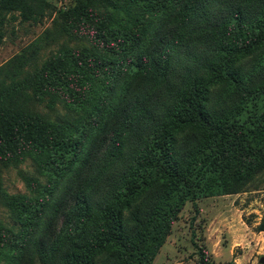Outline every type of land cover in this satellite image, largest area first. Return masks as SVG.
<instances>
[{
  "label": "trees",
  "instance_id": "obj_1",
  "mask_svg": "<svg viewBox=\"0 0 264 264\" xmlns=\"http://www.w3.org/2000/svg\"><path fill=\"white\" fill-rule=\"evenodd\" d=\"M12 12L37 22L43 0H0V26ZM71 13L91 25L88 49L24 79L34 41L0 66V162L34 153L46 180L6 201L17 231H0V259L151 264L185 202L264 169V0H75ZM45 97L64 103L52 122L31 110Z\"/></svg>",
  "mask_w": 264,
  "mask_h": 264
},
{
  "label": "rangeland",
  "instance_id": "obj_2",
  "mask_svg": "<svg viewBox=\"0 0 264 264\" xmlns=\"http://www.w3.org/2000/svg\"><path fill=\"white\" fill-rule=\"evenodd\" d=\"M43 4L39 21H22L18 12H12L0 26V66L38 41L35 60L25 68L24 79L63 51L77 54L90 47L91 25L80 23L71 13L75 0H43ZM93 6L100 11L99 2ZM63 105L55 97H45L32 103L31 110L52 122L64 112ZM36 161L34 153L18 152L0 162V231H17L6 201L14 197L31 201L37 196V184H45ZM259 225H264V169L237 194L202 197L193 208L185 202L151 264H261L264 232L258 231ZM0 264H5L2 259Z\"/></svg>",
  "mask_w": 264,
  "mask_h": 264
},
{
  "label": "water",
  "instance_id": "obj_3",
  "mask_svg": "<svg viewBox=\"0 0 264 264\" xmlns=\"http://www.w3.org/2000/svg\"><path fill=\"white\" fill-rule=\"evenodd\" d=\"M259 263H264V259L262 257L259 259Z\"/></svg>",
  "mask_w": 264,
  "mask_h": 264
}]
</instances>
